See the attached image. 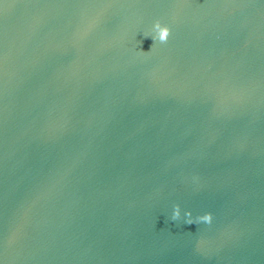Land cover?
Masks as SVG:
<instances>
[{
  "label": "water",
  "instance_id": "1",
  "mask_svg": "<svg viewBox=\"0 0 264 264\" xmlns=\"http://www.w3.org/2000/svg\"><path fill=\"white\" fill-rule=\"evenodd\" d=\"M0 264H264V0H0Z\"/></svg>",
  "mask_w": 264,
  "mask_h": 264
},
{
  "label": "clouds",
  "instance_id": "2",
  "mask_svg": "<svg viewBox=\"0 0 264 264\" xmlns=\"http://www.w3.org/2000/svg\"><path fill=\"white\" fill-rule=\"evenodd\" d=\"M153 31L155 32V35L150 37L153 42L159 41L160 43H166L168 41V38L170 36V28L168 26L162 25L159 21H157L153 26ZM147 38V37H146ZM152 47V46H151ZM185 217V224L187 225H198L201 223L211 225L213 216L211 213H206L204 215L197 216L193 219L192 212L186 211L184 213ZM181 219V208L180 205H174L171 221L176 222Z\"/></svg>",
  "mask_w": 264,
  "mask_h": 264
}]
</instances>
